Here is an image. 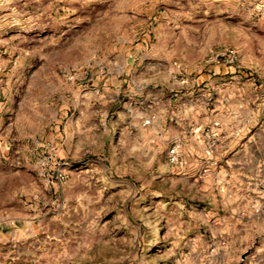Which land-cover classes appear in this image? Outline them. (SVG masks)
<instances>
[{"label":"rangeland","instance_id":"obj_1","mask_svg":"<svg viewBox=\"0 0 264 264\" xmlns=\"http://www.w3.org/2000/svg\"><path fill=\"white\" fill-rule=\"evenodd\" d=\"M0 264H264V0H0Z\"/></svg>","mask_w":264,"mask_h":264},{"label":"built area","instance_id":"obj_2","mask_svg":"<svg viewBox=\"0 0 264 264\" xmlns=\"http://www.w3.org/2000/svg\"><path fill=\"white\" fill-rule=\"evenodd\" d=\"M144 123H145V124L150 123V118L145 119ZM169 153L172 154V155H174V154L176 153V148H175V147L171 148V149L169 150Z\"/></svg>","mask_w":264,"mask_h":264}]
</instances>
